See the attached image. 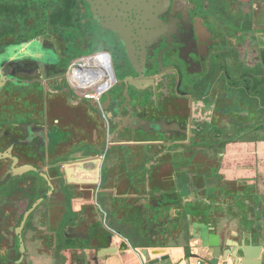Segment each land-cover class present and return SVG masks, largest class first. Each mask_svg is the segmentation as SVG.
I'll return each instance as SVG.
<instances>
[{"label": "flooded vegetation", "instance_id": "af4514ba", "mask_svg": "<svg viewBox=\"0 0 264 264\" xmlns=\"http://www.w3.org/2000/svg\"><path fill=\"white\" fill-rule=\"evenodd\" d=\"M102 56L111 86L77 85L79 66L104 65ZM259 116L264 0H0V264L21 254L27 264L33 216L22 228V253L16 229L35 203L41 218L64 212L72 187L54 159L75 158L63 165L98 181L86 201L113 222L112 200L94 191L124 187L128 174L143 172L150 162L132 155L148 142L149 160L185 156L184 170L221 168L236 176L225 188L249 190L240 171L259 167ZM50 193L59 195L56 211Z\"/></svg>", "mask_w": 264, "mask_h": 264}, {"label": "water", "instance_id": "95a60500", "mask_svg": "<svg viewBox=\"0 0 264 264\" xmlns=\"http://www.w3.org/2000/svg\"><path fill=\"white\" fill-rule=\"evenodd\" d=\"M147 145L149 146L143 147L138 152L133 150L134 155H132L133 162L136 164L140 161H143V164L150 162L149 166L147 167L145 164L143 169L144 182L141 186L134 187L135 182L133 180L131 182L127 181L124 187L120 186L122 192L120 197H115L114 200L106 195V190L97 188L94 191L96 196L105 195L101 197L104 203L113 200L111 205L114 208V220H117V225L115 233L112 232L111 235L107 236L102 230L104 229V221L105 223L108 221L101 215L94 216L97 219L99 218L100 221L91 222L89 225L94 231L84 239L86 241L85 245L90 247L106 243V247L100 248L106 256L114 257L117 253H120L127 260L132 261L137 254L145 264H159L168 259V257L151 258L152 255L162 252L158 249L160 248L159 245L169 244L173 239H176L179 243L184 241L185 238H199L203 241V244L197 246V248L206 250V253L210 256L209 264H220V262L247 264V261L251 258L259 264H264V195L261 191L255 188L251 189V196L256 197L258 200L256 202L258 217L255 227L253 225L250 227L242 226L243 224L238 222V227L241 229L238 233L240 238L238 237V240L233 241L230 239L233 236L226 235L230 226L225 222L228 223L234 218L239 219L237 215L240 211L238 210V203H242V200L237 195L238 192L225 188L224 176H222L224 171L220 168L218 172V168H204L199 164L200 169H196L194 175V172L191 173L183 168V166H187L190 160L185 156L183 158V156L179 157L169 153L160 155L154 160H149L155 153L153 145L149 142ZM169 147L166 146L165 148L168 149ZM62 156H59V158H62ZM67 160L70 162L75 158L54 159L53 163L57 162L54 166L57 168L56 174L72 187L68 190L69 197H65L62 205L64 207L61 209L66 208L69 213L66 217L64 216L66 213L59 214V217L51 214L55 210L54 208H57L55 207L57 204L55 199L56 197L59 198V195L52 194V192L48 198L46 197L47 200L53 198V202L49 203L48 206V209L52 210L49 217L54 221L58 218L61 220L64 217L66 222L85 224L90 209H94V211L98 209L101 213L100 207H93L86 203L88 202L86 198L89 195V186H95L98 181H93L87 170L83 172L82 169L79 170L76 167L72 169L64 166L63 164ZM154 162L160 165L154 166ZM174 165L182 166V171L177 175V179H171L167 174V171ZM82 166L87 168L85 163ZM243 189L245 194L249 195L247 188L244 187ZM76 194L80 195V198L85 202L80 210L75 206L76 202L79 203L75 198ZM230 199L232 201L222 202V200ZM130 200H133V203ZM38 205V202L35 203L25 213L21 225L16 229L21 253L24 251L22 228L28 218L35 216L34 212ZM62 227L63 224L60 221H56L47 227V241L52 246L59 247ZM126 229L132 238L130 242L124 241L121 245L118 240L123 236L122 234ZM71 230L69 228L67 231L72 232ZM155 236L159 242L152 239ZM113 237L116 240L114 243ZM130 250L133 252H130ZM23 259L24 255L21 254L16 264H21ZM116 259L119 260L117 257Z\"/></svg>", "mask_w": 264, "mask_h": 264}, {"label": "crops", "instance_id": "0c3cea01", "mask_svg": "<svg viewBox=\"0 0 264 264\" xmlns=\"http://www.w3.org/2000/svg\"><path fill=\"white\" fill-rule=\"evenodd\" d=\"M263 107V106H262ZM261 110V108H260ZM246 119V118H245ZM258 125L262 127L264 125V119L259 116ZM258 151H257V158L259 160V163L261 164L264 162V138L259 136L258 139ZM240 147V146H239ZM243 151V150H242ZM242 151H239L238 154L242 153ZM245 151L242 153V158H248L247 154H245ZM256 158V159H257ZM243 159V160H244ZM253 160V159H252ZM257 161V160H256ZM258 162V161H257ZM253 163V161L250 162V164ZM257 166V164H254V170L249 169L248 167L245 170H242L241 177L243 179H246L248 182L247 185L250 187L248 190L249 195L245 194L244 190L240 188L239 184H236L235 190L236 192H239L240 200H242V203H238V210L239 214L238 218L241 221H238L236 218L232 219V221L225 222L227 225L230 226V228L227 231V236H233L230 239L233 241L238 240V237L240 236L238 233H240V228L238 227V222H241L242 226H251L255 227V223L257 221V210H256V202H258L257 198L252 195L251 189H259L261 193L264 195V168ZM253 165V164H252ZM174 167V166H173ZM172 167V168H173ZM169 169L167 171V174L169 178H174L175 176L179 175L180 172H178L180 169L173 168ZM224 179H230V180H236V176L233 173H229V171H224L223 174ZM143 176V177H142ZM128 180L130 182L133 180L135 182L134 187H139L143 184V178L144 175L142 172H139L138 170H134L133 173H130L127 175ZM236 182V181H235ZM118 181L115 183H111L109 185L108 190L106 191V195L113 199L115 197H120L122 194L120 187L118 185ZM237 189H239L237 191ZM112 200V201H113ZM133 203V200H130ZM115 202V201H114ZM88 203V202H86ZM85 205V202L81 199L79 203L76 202L75 206L78 207V210L81 209L82 206ZM62 207V205H61ZM65 211L63 213H66L64 216L66 217L67 209H64ZM61 213V214H63ZM95 214L90 209L88 212L87 222L85 224L83 223H77L73 224V222H69L61 218V220L58 218L56 221H60L63 224V227L61 229V237L59 240V247L58 246H52L49 244L48 235H47V227L56 222L53 219H51L49 216L46 218H41V216L35 215L33 219L30 222V229L27 232V239L29 240L28 246L30 249V254L27 256V264H145L139 256L136 254L135 258L131 260H127L122 254L117 253L116 256H106L103 251L100 250L102 247H106V243H101L98 245H92V246H86L84 239L87 238V236H90L94 229H91L89 225L91 222H98L100 219L94 217ZM96 220V221H95ZM117 220H113V222H106L104 221L102 230L105 232V234L111 235L112 232L116 231V225ZM66 223V224H65ZM224 223V224H225ZM112 225L113 227H111ZM241 226V225H240ZM100 227V226H98ZM69 228H71L72 232L67 231ZM239 228V229H238ZM100 229V228H99ZM92 230V231H91ZM124 231V230H123ZM115 233V232H114ZM114 235V234H113ZM123 236L118 240L121 245L125 241H131V234L128 233V230L124 231L122 234ZM78 238V239H76ZM240 238V237H239ZM83 241H81V240ZM153 240L158 241V239L155 237H152ZM115 238L113 237V243L115 242ZM159 242V241H158ZM203 244V241H201L199 238L196 239H189L185 238L182 242H177L176 239H173L169 242V244L159 245L160 251H162L159 254L152 255V259H158L157 257H168L166 261L160 262L159 264H209L210 256L206 253V250L197 248V246H201ZM130 252H133L130 250ZM116 257L119 259L117 260ZM220 264H232L231 262L228 263H222ZM247 264H259L255 259H249L247 261Z\"/></svg>", "mask_w": 264, "mask_h": 264}, {"label": "bare ground", "instance_id": "6f19581e", "mask_svg": "<svg viewBox=\"0 0 264 264\" xmlns=\"http://www.w3.org/2000/svg\"><path fill=\"white\" fill-rule=\"evenodd\" d=\"M99 61H100V59H97V60H95L94 59V61H90V62H88L87 64H86V62H84L83 64L84 65H80L79 66V68L76 70V79H78V80H80L79 82L78 81H76L75 79H74V77H73V81L77 84V85H83V86H92V87H98V88H96L97 89V91L98 92H100V89L101 88H103L102 89V91H104L105 89H106V86L108 85V82H99L98 84H97V82H98V80H96V79H98L96 76H94V74H93V70H94V68L96 67V65H98L99 64ZM103 62V61H102ZM85 64L87 65V66H85ZM108 73H109V75H110V72L108 71ZM93 84H97L96 86H93ZM94 88V89H95ZM95 89V90H96ZM97 94V93H96Z\"/></svg>", "mask_w": 264, "mask_h": 264}, {"label": "built area", "instance_id": "2783aa9c", "mask_svg": "<svg viewBox=\"0 0 264 264\" xmlns=\"http://www.w3.org/2000/svg\"><path fill=\"white\" fill-rule=\"evenodd\" d=\"M101 58L106 60V61H104L105 64L104 65H96V67L93 70L94 71L93 74H94V76L99 77V80L101 82H108L110 80L111 83H109V82L108 83H109V86H111L114 78H113V73H112L110 64H109L108 60L104 56H102ZM107 70H109V72L111 70L110 75L107 72ZM93 85H97V84H93ZM109 86H108V88H109ZM105 90H107V89H105ZM94 98L98 102V98H96V97H94Z\"/></svg>", "mask_w": 264, "mask_h": 264}, {"label": "rangeland", "instance_id": "374dc122", "mask_svg": "<svg viewBox=\"0 0 264 264\" xmlns=\"http://www.w3.org/2000/svg\"><path fill=\"white\" fill-rule=\"evenodd\" d=\"M109 85L106 86V89L108 88ZM103 88L100 89V91H102Z\"/></svg>", "mask_w": 264, "mask_h": 264}]
</instances>
